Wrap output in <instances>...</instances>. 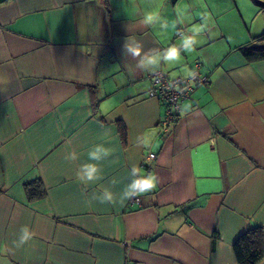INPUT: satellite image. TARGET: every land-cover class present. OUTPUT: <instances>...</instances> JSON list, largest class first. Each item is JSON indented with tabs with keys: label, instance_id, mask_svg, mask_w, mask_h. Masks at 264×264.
<instances>
[{
	"label": "crops",
	"instance_id": "0c3cea01",
	"mask_svg": "<svg viewBox=\"0 0 264 264\" xmlns=\"http://www.w3.org/2000/svg\"><path fill=\"white\" fill-rule=\"evenodd\" d=\"M151 7L0 0V264H237L235 239L264 228V60L240 51L264 44V4L163 0L167 28L141 23ZM205 22L194 51L156 70L186 78L197 64L209 81L164 132L156 71L137 68L125 41L163 52ZM95 144L112 155L100 162L104 179L85 186L75 173ZM73 149L75 164L64 159ZM133 166L156 175V188L123 204L92 198L103 185L119 201ZM35 179L46 195L29 202L23 186ZM24 224L36 235L16 248Z\"/></svg>",
	"mask_w": 264,
	"mask_h": 264
},
{
	"label": "clouds",
	"instance_id": "9594fccd",
	"mask_svg": "<svg viewBox=\"0 0 264 264\" xmlns=\"http://www.w3.org/2000/svg\"><path fill=\"white\" fill-rule=\"evenodd\" d=\"M150 4L153 5L149 10H146L143 14L141 23L144 26L160 25L161 28H167V23L162 20L160 9L163 6V0H150ZM181 22H183L181 20ZM207 27L205 22L202 25L195 26L192 29L191 35H183L181 37V43L179 46L172 45L163 52L155 49L143 50V45L134 39H127L124 44V53H127L134 59H137V68L146 71H156L161 67V64L179 63L181 60V51L192 52L195 50L196 45L199 43L198 36ZM183 70L188 77L195 78V71L184 66ZM105 135H108L105 132ZM144 146L147 147V141L144 142ZM112 155V150L105 147L104 144L92 145L87 151V161L81 163L76 169V179L81 184L87 186L90 184L98 183L104 179L103 169L100 166V162L109 158ZM80 158V153L76 150H70L64 156L66 162L75 164ZM131 180L125 186L123 191L119 194V201H117V195L107 186H101L102 191L99 195L93 194V199L98 200L101 204L110 203L116 204L119 202L123 204L125 201L134 197L142 195L144 193L151 192L156 188L158 184V178L154 174H142L136 166H133L130 171ZM113 185L117 183L115 179L111 181ZM36 233L27 224L21 225L18 229L16 238L12 241L13 246L16 248L23 247L31 242Z\"/></svg>",
	"mask_w": 264,
	"mask_h": 264
},
{
	"label": "trees",
	"instance_id": "16d2710c",
	"mask_svg": "<svg viewBox=\"0 0 264 264\" xmlns=\"http://www.w3.org/2000/svg\"><path fill=\"white\" fill-rule=\"evenodd\" d=\"M264 42V34L260 38ZM246 61L264 60V44L240 48ZM117 130L121 141H126V129L123 121H116ZM24 191L29 202L45 197V187L40 179H35L24 184ZM216 234L213 233V237ZM233 253L237 264H257L264 259V228L259 225L248 226L233 242Z\"/></svg>",
	"mask_w": 264,
	"mask_h": 264
},
{
	"label": "built area",
	"instance_id": "2783aa9c",
	"mask_svg": "<svg viewBox=\"0 0 264 264\" xmlns=\"http://www.w3.org/2000/svg\"><path fill=\"white\" fill-rule=\"evenodd\" d=\"M195 66V78H170L162 71H156L152 75V88L150 94L158 99L163 105V115L160 120L161 128L166 132L172 126L179 116L180 104L183 100L189 98L196 84H207L209 81L206 77L201 76ZM150 157L154 154L150 153ZM132 201H138L134 197Z\"/></svg>",
	"mask_w": 264,
	"mask_h": 264
},
{
	"label": "water",
	"instance_id": "95a60500",
	"mask_svg": "<svg viewBox=\"0 0 264 264\" xmlns=\"http://www.w3.org/2000/svg\"><path fill=\"white\" fill-rule=\"evenodd\" d=\"M256 1L259 2V3L264 4V1H261V0H256Z\"/></svg>",
	"mask_w": 264,
	"mask_h": 264
}]
</instances>
